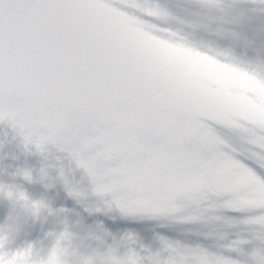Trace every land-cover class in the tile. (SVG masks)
I'll return each instance as SVG.
<instances>
[{
    "label": "snow or ice",
    "instance_id": "1",
    "mask_svg": "<svg viewBox=\"0 0 264 264\" xmlns=\"http://www.w3.org/2000/svg\"><path fill=\"white\" fill-rule=\"evenodd\" d=\"M154 7L165 9L157 0H0V121L25 148L67 151L89 193L123 215L199 221L238 210L264 245V127L194 96L199 86L137 39L130 25L154 22ZM251 74L264 83V71ZM21 175L32 179L28 170ZM134 240L123 238V254L118 243L109 246L99 264H240L164 238L161 250L142 255ZM54 245L49 251L69 264ZM251 255L264 264V247Z\"/></svg>",
    "mask_w": 264,
    "mask_h": 264
},
{
    "label": "water",
    "instance_id": "2",
    "mask_svg": "<svg viewBox=\"0 0 264 264\" xmlns=\"http://www.w3.org/2000/svg\"><path fill=\"white\" fill-rule=\"evenodd\" d=\"M157 2L165 9L147 11L154 22L130 25L137 39L158 52L167 68L197 84L194 96L221 114L264 127V83L251 74L264 71V0H222L215 7L201 0ZM231 60L249 68H239ZM23 170L30 171L31 180L21 175ZM0 184L20 188L43 205L35 218L22 211L15 214V230L5 246L9 250L31 243L44 256L58 242L69 264L89 256L99 264V254L114 243L123 254L129 246L123 238L131 234L135 240L130 246L142 255L161 250L164 238L253 264L251 253L264 247L253 238L258 226L241 223L246 213L238 210L217 209L212 215L222 219L199 221L123 215L89 193L86 174L67 151L52 144L43 153L25 148L21 135L4 121H0ZM12 224V204L0 195V227ZM237 240L248 242L230 247Z\"/></svg>",
    "mask_w": 264,
    "mask_h": 264
},
{
    "label": "clouds",
    "instance_id": "3",
    "mask_svg": "<svg viewBox=\"0 0 264 264\" xmlns=\"http://www.w3.org/2000/svg\"><path fill=\"white\" fill-rule=\"evenodd\" d=\"M221 2L222 0H201L202 4L210 7L219 6ZM0 195L11 202L13 212V224L0 227V249H3L0 251V264H60L61 256L58 250L49 251L46 256L41 257L38 254L33 255L35 250L31 243L13 250L5 247L15 230V214L22 211L25 215L35 218L43 205L42 202L32 200L24 190L4 184H0ZM57 246L60 248L58 242L54 248Z\"/></svg>",
    "mask_w": 264,
    "mask_h": 264
}]
</instances>
